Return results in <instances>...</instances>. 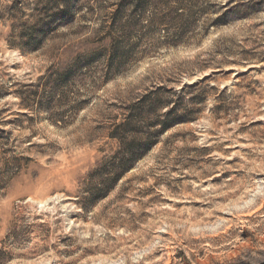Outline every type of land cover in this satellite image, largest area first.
<instances>
[{"label":"rangeland","instance_id":"374dc122","mask_svg":"<svg viewBox=\"0 0 264 264\" xmlns=\"http://www.w3.org/2000/svg\"><path fill=\"white\" fill-rule=\"evenodd\" d=\"M133 1L0 0V264H264V0Z\"/></svg>","mask_w":264,"mask_h":264},{"label":"trees","instance_id":"16d2710c","mask_svg":"<svg viewBox=\"0 0 264 264\" xmlns=\"http://www.w3.org/2000/svg\"><path fill=\"white\" fill-rule=\"evenodd\" d=\"M134 1L136 2L135 6H134L135 9H137V7H139V6H140L139 8H141V6H144L143 0H134ZM144 9L145 8L141 9L140 11H142ZM126 52L127 51H125V50H122L121 52L112 51L110 57L107 60V65L110 68V70L115 68L117 66V64L122 65L125 62V60H122V58L124 57V54ZM119 60H122V61H119ZM114 63H116V65H114ZM186 88L187 87H184L182 90H180L178 92V95L183 93ZM175 93H177V92L175 91ZM156 102H158V101L155 98H151L149 96L146 97L145 99L140 100L137 103V107L135 108L136 112L139 113V116L135 115L134 117H132V116L128 117L127 122L121 124L122 126H120L123 128V130H122L123 135H119V136H123V138H126V137H129L130 134L135 133V131L133 129L128 130V127L130 125V121L132 122V126L134 127L133 121L136 119H143V118H146V116H149L151 114L157 116V113H155L157 111L156 106H158L156 104ZM177 109H178V106L176 103V106L175 107L173 106L171 109H169L168 111L163 113L161 118H158V120H154L153 122H151L152 125L159 124L161 126L159 130H156L157 133L160 131H163L164 129H166L168 127H170L171 125H174L175 123H177V121L184 119V117H181L177 114V112H176ZM152 134L154 135V133H152ZM116 136H118V135H116ZM152 143H153V141H152ZM152 143L149 142L148 140H147V142H144V143L139 142V141H136V137H134V138L131 137V143L128 145L129 146L131 145L130 147L134 148V151L132 152V154H130V156L128 158L119 157L118 162H113L111 164H105L101 167V169H99L102 179L105 178V180H103V182H104L103 187L101 186L102 188L99 189L101 196H104L106 191L108 190V188H110L112 185H114V183H116L121 178V176L124 174L126 169H128V167L131 165L132 162L136 161L141 156H143L144 153L143 152L141 153V151H139V150H141V148H143V147L145 149L150 147L152 145ZM130 160L132 161L131 163H130ZM6 257L8 258V253L4 252L3 250H0V263L3 262Z\"/></svg>","mask_w":264,"mask_h":264}]
</instances>
